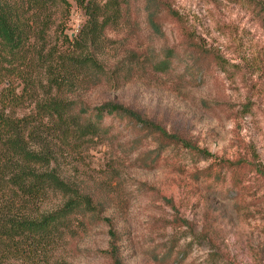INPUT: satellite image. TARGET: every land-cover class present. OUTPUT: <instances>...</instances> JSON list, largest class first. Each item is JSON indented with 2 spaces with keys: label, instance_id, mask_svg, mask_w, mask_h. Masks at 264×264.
<instances>
[{
  "label": "rangeland",
  "instance_id": "1",
  "mask_svg": "<svg viewBox=\"0 0 264 264\" xmlns=\"http://www.w3.org/2000/svg\"><path fill=\"white\" fill-rule=\"evenodd\" d=\"M67 3L47 20L55 57L33 69L35 101L120 103L218 161L188 163L175 148L159 151V133H131L123 130L125 121L111 132L72 129L59 164L77 190L73 197L90 199V207L82 206L73 217L55 261L264 264V25L253 5L129 0L119 25L80 46L75 38L86 15L77 0ZM63 33L72 40L69 48ZM65 50L74 59L60 57ZM90 54L98 65L76 63ZM166 57L171 65L161 71ZM65 70L66 82L51 79L50 72L63 78ZM68 113L71 118L78 112ZM221 159L243 168L222 169ZM210 164L211 179L206 173L196 177ZM68 197L62 194L54 204Z\"/></svg>",
  "mask_w": 264,
  "mask_h": 264
},
{
  "label": "trees",
  "instance_id": "2",
  "mask_svg": "<svg viewBox=\"0 0 264 264\" xmlns=\"http://www.w3.org/2000/svg\"><path fill=\"white\" fill-rule=\"evenodd\" d=\"M77 1L86 15L85 24L75 38L77 45L82 46L98 41L106 27L119 25L125 18L129 0H106L102 5L94 4L95 0ZM245 1L253 5L264 25V4L257 0ZM63 3L67 0H0V264H64L55 261L57 249L64 244L76 213L82 206L90 207V199L79 194L73 197L77 190L62 175L59 164L60 149L72 129L88 134L111 132L125 121L123 130L131 133H159L162 139L159 151L164 147L175 148L190 158L188 163L218 161L207 149L191 141L175 139L120 103L111 101L90 107L78 102L35 101L33 69L40 63L51 64L55 57L54 45L48 38L51 25L47 20L54 14L53 9L65 7ZM35 39L39 46L35 45ZM63 41L65 47L71 46L68 34L63 33ZM60 57L74 59L66 50ZM76 63L98 65L93 54L79 57ZM164 63L167 66L160 67L161 71L170 67L171 59L166 57ZM216 63L226 69L222 61ZM54 73L50 72L53 81L66 82L63 75H68V70L61 72L63 78ZM28 101H35L34 106L18 112ZM75 109L77 116L68 118V112ZM105 117L110 118L106 124ZM218 164L222 169L240 171L243 168L226 159ZM212 166L199 170L196 177L206 173L205 178L211 179ZM67 193V200L54 204L56 198ZM114 264L121 262L116 260Z\"/></svg>",
  "mask_w": 264,
  "mask_h": 264
}]
</instances>
